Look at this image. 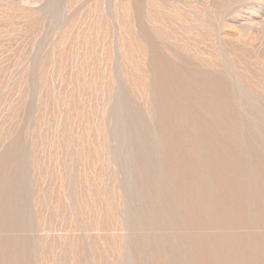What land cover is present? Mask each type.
<instances>
[{
    "label": "rangeland",
    "instance_id": "obj_1",
    "mask_svg": "<svg viewBox=\"0 0 264 264\" xmlns=\"http://www.w3.org/2000/svg\"><path fill=\"white\" fill-rule=\"evenodd\" d=\"M161 64L189 88L204 84L193 86L204 98L214 95L215 119L236 120L230 126L219 118L226 131L264 140V0H0V180L18 174L27 193L24 221L0 220V246L24 245L16 264H140L142 242L150 264L164 251L168 264H193L188 238L201 232H191L186 208L185 221L165 211L169 199H151L147 188L156 183L137 167L144 161L137 142L149 149L164 139L157 137ZM156 149L149 154L164 169L168 161ZM254 158L244 157L253 172ZM162 207L172 218L164 228L162 219L147 221L148 210Z\"/></svg>",
    "mask_w": 264,
    "mask_h": 264
},
{
    "label": "bare ground",
    "instance_id": "obj_2",
    "mask_svg": "<svg viewBox=\"0 0 264 264\" xmlns=\"http://www.w3.org/2000/svg\"><path fill=\"white\" fill-rule=\"evenodd\" d=\"M165 64H161V66L165 65ZM168 64H169V62H168ZM169 65H171V63ZM157 67H158V65H157ZM162 67L163 68L160 69V66H159L158 67L159 69L158 68L157 69L155 68V69L160 70V75L157 73L159 75V77H156L159 79L158 88L160 87L159 89H161V91H162V93L159 92V94H160L159 95V98H160L159 101H161L159 104H162V105H160L161 107L164 105L166 108V109L164 108L165 111H164L163 107L161 108L163 116L161 117L159 126L161 127L162 131H161V134H158L159 136L157 135V137H160V138L162 137L164 139H160V140L156 141L155 144H151L152 145L151 148H153V149L149 148L151 150H149L148 148H144V147H147V146H145L146 144L143 143L144 141L142 143L137 142L138 144L140 143L139 145L136 143L137 144V154L139 152L141 154V155L138 154V155H140L139 157H141L142 160L144 159L143 162L140 159L141 162L138 163L137 167L141 168V170L143 169L146 173H149L151 175V178L153 181H150V182H152L153 185H155L154 183H156V185H155L156 188L155 187H151V188L148 187L147 188L148 190L147 189L146 190L151 195L152 200H159V199L161 200L162 198L164 200L166 198L169 199L167 202L164 201L166 204L163 203L162 205H164V204L167 205V207L164 206V208H166V209L169 208V209L165 210V211L168 212L171 210L172 215L173 214L181 215V213L184 214L183 212H181V210L182 209L184 210V208H186L185 211H187V214H188L187 218L190 222L187 224L191 225V228H192L191 232H193V229H198L199 232H201L198 235L194 234V232H193L192 235L190 234L191 237L189 236L190 239L188 238L189 242L193 241V247H190L191 246L190 245L189 246L190 249L195 248L194 251L197 253V257H195V255H194L195 252L193 253L192 249H191V252L193 253L194 257L196 258V261H197V263L195 261L196 264H198V263L199 264H264V231H263V229H264V140L262 141L261 139L255 137L253 135V133L250 134L251 130L247 126L246 127L248 128V132H250V133H247V136L241 134L240 133L241 131H239V130L234 131L235 127L234 128L232 127L233 131L232 130L230 131L229 130L230 128L226 131L224 128H222L221 125H224V124L230 125V122H231V124L233 126L234 125L236 126V124H234V123H236L235 122L236 120H234V123H232L233 120L227 116L229 118V119L228 118L227 119L231 120L228 122V120L226 118H224L223 116H221L222 117L221 118L220 115H219V118H221V119L224 118L223 121L221 119H219L218 116H217L218 120L215 119L216 115L214 112L215 110H213V109L216 108V106H214L215 102H214V100H212V99H214V98H212V97H214V95L212 96L209 94L210 95L209 96L207 94L208 98H207V96H206V98L203 97L204 95H202V93L200 91H201L202 87H205L204 84L202 83L203 86L199 90L198 88L202 84L197 83V81L193 82V84L191 86H193L194 83L199 84L198 85L199 87H197L195 85L198 92L194 93V92H192L193 90L190 91L191 90L190 88H193L195 86H193V87L190 86V88L187 87L189 84L186 86L185 83H187L188 80H187V82H185V80H181L182 77H180V75H178L179 72H178V74L176 73L178 70L176 72L173 71V68H172L173 66H172L171 67L172 71H173L172 72L170 69H168L170 67L166 68L167 65L165 67L164 66H162ZM182 75L183 74L181 73V76ZM188 76L190 77V75H188ZM191 78H192V76H191ZM191 83L192 82H190V84ZM183 84H185L184 86H186V88L183 87ZM206 86H208V85H206ZM225 91H227V90H225ZM209 92L210 91H208L207 93H209ZM222 94H224V93H222ZM215 96H216V94H215ZM216 101H218V100H216ZM220 102H222V101H220ZM220 106L221 105H219V107ZM202 110H204L203 113H201ZM191 113L194 116L192 118H190V120H189V118L187 120L186 116H189V117L192 116ZM218 113L221 114L222 111H221V113L220 112H218ZM146 115L148 116V114H146ZM195 116H197L199 119L196 118ZM194 117L198 120H195ZM219 120L224 122V124L220 123ZM142 122H144V121H142ZM243 124H241V125H243ZM139 125H142V124L139 123ZM227 125H225V128ZM134 126H135V124H134ZM194 128H197V130L199 129L201 131V133H198V134L201 136H204L203 139H200L201 137L199 138L200 140H197V139L194 140L193 139L194 137L196 138L199 136V135L194 133V130H195ZM242 128H245V126ZM156 130H158V129H156ZM241 130H244V129H241ZM219 131H220V133H222L224 131L225 134L224 133L220 134ZM135 133H137V132H135ZM144 133H146V132H144ZM133 136H138V135L133 134ZM144 137L146 138V136H144ZM151 142H153V141H151ZM184 143H185V145L183 146ZM13 146H15V145H13ZM156 147L162 148L161 152L163 150V153H164L163 156L165 155L164 157H166V159L168 161L167 162L168 166L165 167L166 166V164H165L164 169L162 168L161 164L156 162L153 159V156L150 155L151 153L149 151L156 152V150H157ZM21 151H22V149H21ZM204 151H205L204 155L206 154V152H208L206 154V156H204L202 153ZM127 152H130V150ZM154 152H153V154H154ZM250 153L253 154L255 157L254 158L255 162L253 165V166H255V170L253 169L254 172L252 170H250V167L247 163L248 161L246 162L245 161L246 159H244L245 155L246 154L249 155ZM133 154H134V152H133ZM28 155H29V153H28ZM205 157H207V158H205ZM251 158H253V157H251ZM22 160H23V158H22ZM157 161H159V160H157ZM6 165H7V163H6ZM160 166H161V169H163L162 172L164 173L162 176V172H161V177H164L163 179L159 175ZM28 169L29 168H27V170ZM16 171H17V168H16ZM20 171H22V170H20ZM2 172H3V170H2ZM26 172H28V171H26ZM130 172H133V171H130ZM127 175H129V174H127ZM6 176L7 177L5 178V180L4 181L2 180L3 185H1V186H3V190H4L3 191L4 194L1 197L2 198L5 197L6 201H5V204L0 206V220H1V222L4 223L5 226H8L9 225V223H7L8 221L11 224H12V222H15L18 224V223L23 222L25 217L27 216V212H26V215H24L25 210L23 209L24 208L23 207V203H24L23 202L24 201L23 195L27 194V193L22 194V191H24L25 189H24L23 185H22V187L24 190L21 189L22 187L20 186V184H22V182L24 180L21 182L18 174H14L11 177L9 175H6ZM22 176H23V173H22ZM122 176L124 177L125 175H122ZM165 176L167 177V179ZM164 179L168 180V181L162 182V180H164ZM124 181L126 182V180H124ZM129 182H131V180ZM129 182H128V184H129ZM158 183H160L161 187H158V185H157ZM134 184H135V182H134ZM136 184H137V182H136ZM70 185H71V183H70ZM74 185H76V184H74ZM127 186H129V185H127ZM142 186H143V184H142ZM0 191H2V190H0ZM25 192H27V190ZM125 195H127V193ZM132 199H134V198H132ZM132 201H134V200H132ZM138 201H139V198H138ZM35 202H37V201H35ZM80 203H81V201H80ZM73 204H75V203H73ZM146 204H147V202H146ZM25 207H27V206H25ZM77 207H78V205H77ZM164 208L162 207L161 210L158 209L156 212H154L152 210H148V212H149L148 214L151 213V217L149 216L147 221L153 220V222H154L155 219L156 220L162 219V221L163 220L165 221L166 219L171 217L170 214L168 216V213H166L167 214L166 217H168V218H166V219L164 218V215H165V213L163 211ZM76 211H78V210H76ZM32 214H33V212H32ZM81 215H83V214H81ZM179 215H177V216H179ZM182 216L183 215L180 216L181 220H183L184 219L183 217H185V216H183V217ZM30 217H31V215H30ZM34 218H35V216H34ZM174 218H173V220H174ZM171 219L172 218H170V220L168 219L169 222L163 221V228H164V226H167L168 224H170V225L172 224ZM181 220L178 219V221L177 220H175V221L179 223ZM153 222H150V223H153ZM139 223H141V222H139ZM178 223H177V227H178ZM43 224H44V222H43ZM145 224H149V223L146 222ZM158 224L159 223H157V226H158ZM180 224H182V222ZM26 226H27V224H26ZM149 226H151V225H149ZM154 226H156V225H154ZM172 226H174V225H172ZM179 226L181 227L182 225H179ZM183 226L185 227L187 225L185 224ZM31 228H32V226H31ZM186 228L187 227H185V229ZM137 229H138V227H137ZM185 229H183V230H185ZM237 229L239 231H234ZM254 229L256 231H257V229H259V231L255 232ZM23 230H25V229H23ZM116 230H118V229H116ZM140 230H141V228H140ZM179 230H180V228H179ZM11 231H13V229H11ZM127 231H128V229H127ZM164 231H166V230H164ZM150 232H152V231L150 230ZM176 232H178V231H176ZM184 232H186V231H184ZM11 233H13V232H11ZM22 233H23V231H22ZM134 235H135V233L133 234V236ZM185 235H188V234L185 233ZM148 237H149V235H148ZM24 238H25V236H24ZM169 238H170V236H169ZM185 238H186L185 240L188 241L187 237H185ZM120 239H121V237H120ZM161 239H162V237H161ZM161 239L159 238V240H161ZM163 239H165V238H163ZM163 239H162V241H165ZM134 240H135V238H134ZM142 240H143V238H142ZM166 240H168V239H166ZM22 241H24V239ZM162 241H160V242H162ZM182 241H184V240H182ZM127 242H128V240H127ZM160 242H159L160 247H163L165 243L162 242V244H161ZM171 242H169V243H171ZM189 242H188V244H189ZM0 244H1V241H0ZM6 244L7 245H4L5 246L4 248L1 247L2 244L0 246V264H13V262L16 264L17 257H18L17 256L18 251L21 250V252L23 254L25 252L24 245H23V247H19L17 239L13 242L8 241V243H6ZM140 244H142L141 247L139 248L140 264H150V262L145 259V255L147 252L146 250H149V248L146 246L145 242L144 243L142 242ZM174 245H175V243H174ZM166 246L169 247L170 244H169V246H168V244ZM164 249H165V247H163L162 250L164 251ZM26 250H27V247H26ZM127 250H128V247H127ZM159 250H160V248H159ZM159 250H158V252H159ZM177 250H179V249H177ZM187 250H188V248H187ZM185 251H186V248H185ZM161 252H159V253H161ZM166 252L164 251L165 256H164V254L159 255V253H157V255H159V256L156 257L154 264H168L166 261L170 260L169 256H171V255L169 252H171V251H168L169 260H166L167 259ZM174 252H175V250H174ZM180 252L182 253V251H180ZM188 253L190 255L189 250H188ZM121 254L124 255L123 253H121ZM182 254H180V257L182 256ZM185 254L188 255L187 253H185ZM150 255H152V254H150ZM164 257H166V259ZM190 257H192V256H190ZM194 257H193V262H192L193 264H194ZM31 258H32V256H31ZM137 258L138 257H136V260H137ZM182 259H178V260L182 261ZM188 259L191 260L192 258H188ZM152 260H153V258H152ZM183 260L185 261V259H183ZM130 261H133V260H130ZM110 263H112V262H110ZM171 263H173V262L171 261ZM81 264H82V262H81Z\"/></svg>",
    "mask_w": 264,
    "mask_h": 264
}]
</instances>
